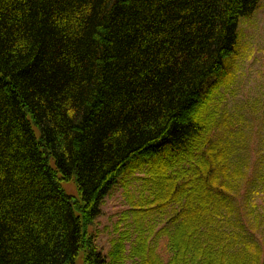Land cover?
I'll use <instances>...</instances> for the list:
<instances>
[{
	"label": "trees",
	"instance_id": "obj_1",
	"mask_svg": "<svg viewBox=\"0 0 264 264\" xmlns=\"http://www.w3.org/2000/svg\"><path fill=\"white\" fill-rule=\"evenodd\" d=\"M260 1L0 0V264H107L85 230L137 156L178 206L167 259L142 232L138 264H264V171L240 192L245 164L208 132Z\"/></svg>",
	"mask_w": 264,
	"mask_h": 264
},
{
	"label": "rangeland",
	"instance_id": "obj_2",
	"mask_svg": "<svg viewBox=\"0 0 264 264\" xmlns=\"http://www.w3.org/2000/svg\"><path fill=\"white\" fill-rule=\"evenodd\" d=\"M238 32L237 52L225 66L231 78L224 74L209 102L215 116L208 132L214 141L228 140L233 148L230 158L245 164L243 183L238 186L243 193L247 175L255 177L264 171V162L259 165L264 154L261 153L264 152V0L250 18L240 20ZM34 130L38 135V128L34 126ZM140 158L142 156H137L123 169L105 195L101 213L85 230V236L90 238L107 264H138L139 257L131 251L138 242L136 234L142 232L149 236L148 244L161 261L169 255L165 247L166 235L156 231L167 223L168 216L178 206L170 204L164 208L158 205L157 197L164 192L153 190L148 172L151 164L144 161L139 164ZM133 163L139 165L131 167ZM59 183L65 193L80 197L74 176L60 179ZM256 198L259 205L264 204L262 194ZM253 236L264 238L263 224L260 229L253 230ZM84 255L85 250H80L75 264H85Z\"/></svg>",
	"mask_w": 264,
	"mask_h": 264
}]
</instances>
